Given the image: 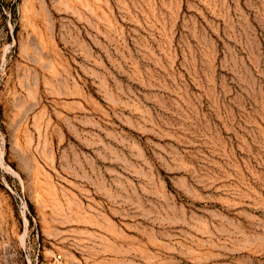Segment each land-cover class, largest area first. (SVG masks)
I'll return each instance as SVG.
<instances>
[{
	"label": "rangeland",
	"instance_id": "obj_1",
	"mask_svg": "<svg viewBox=\"0 0 264 264\" xmlns=\"http://www.w3.org/2000/svg\"><path fill=\"white\" fill-rule=\"evenodd\" d=\"M0 264H264V0H0Z\"/></svg>",
	"mask_w": 264,
	"mask_h": 264
},
{
	"label": "built area",
	"instance_id": "obj_2",
	"mask_svg": "<svg viewBox=\"0 0 264 264\" xmlns=\"http://www.w3.org/2000/svg\"><path fill=\"white\" fill-rule=\"evenodd\" d=\"M22 209H24V213H26V208L24 206H22Z\"/></svg>",
	"mask_w": 264,
	"mask_h": 264
}]
</instances>
